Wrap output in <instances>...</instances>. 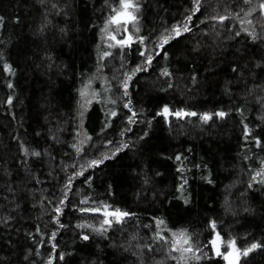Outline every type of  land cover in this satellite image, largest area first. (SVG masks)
<instances>
[{
	"label": "trees",
	"instance_id": "1",
	"mask_svg": "<svg viewBox=\"0 0 264 264\" xmlns=\"http://www.w3.org/2000/svg\"><path fill=\"white\" fill-rule=\"evenodd\" d=\"M139 2V32L130 33L146 37L144 44L103 57V30L119 0H0V264H47L50 255L54 264H184L180 253L169 255L171 234L182 230L198 255L205 254L188 264H227L206 246L210 221L241 253L253 243L264 245V183L253 181L264 172L259 0H201L191 31L166 46L167 57L157 56L132 76L125 97L120 82L141 64L139 51L155 49L159 34L193 9V0ZM251 8L257 11L245 17ZM224 15L229 19L222 24L211 19ZM244 18L252 24H241ZM165 69L170 76L161 75ZM90 82L96 97L83 112L80 92ZM129 101L137 113L133 124L124 107ZM165 105L227 115L207 123L198 116L166 122L157 115ZM106 141L113 144L106 148ZM118 143L128 147L73 180L55 223L53 206L68 178L88 160L111 155ZM85 197L87 205L80 203ZM104 205L132 215L97 231L104 217L78 209ZM157 232L169 243L156 239ZM240 264H264V248L242 256Z\"/></svg>",
	"mask_w": 264,
	"mask_h": 264
},
{
	"label": "snow or ice",
	"instance_id": "2",
	"mask_svg": "<svg viewBox=\"0 0 264 264\" xmlns=\"http://www.w3.org/2000/svg\"><path fill=\"white\" fill-rule=\"evenodd\" d=\"M245 4H251L252 0H243ZM200 3L201 0H193V9L191 11V14L188 15L184 21L177 22L176 24L172 25L171 29H165L164 32L160 33L157 37V42L155 43V49L152 51H149L148 47L145 46L143 49L139 51L140 57L143 58L140 65H137L134 69L131 70V74L129 72L124 73V77L121 80V88L123 90V96H128V87H129V81H131L132 76L136 75L138 72L147 71V68L150 67L153 63V60L157 56L163 55L164 57H167L166 52V46L170 44L172 40H175L179 38L183 33H187L191 31V28L189 27V23L192 20V17L195 16L200 11ZM142 5L140 4L139 0H119V6L114 7L111 9L112 14L108 16L107 21L105 23L104 33L106 36V40L110 41L108 43V48H119L121 50V54L123 53V49L125 48H131L134 43L144 44L146 37L143 36H135L133 33H130L128 31V25L131 24L135 28L136 32H139V28L136 27L139 23V16L137 15L141 11ZM258 9L261 16H264V0H259L258 3ZM243 11V9H241ZM256 8H251L248 12L245 13V17L251 16L252 13L256 12ZM239 16V13L236 14ZM212 20L222 24L225 20L229 19V16H214L211 17ZM3 18L0 17V22H2ZM241 24H252V20L250 19H242ZM115 26L110 31V27ZM243 32H246L248 35L252 37L253 40L257 39V34L255 31H249L248 28H242ZM123 33L118 38L119 33ZM236 36L241 35V31H237L235 33ZM111 53L108 51H105L103 53V57L110 56ZM102 57V58H103ZM124 65L122 64L121 67ZM4 71L9 72L11 74H14L13 69L10 65L5 64L4 65ZM235 71V69H233ZM161 75L164 76H170L171 73H169L166 69L161 73ZM193 80H195V76L192 77ZM9 88H12L13 85L11 83L8 84ZM171 87V85H169ZM80 95L82 98L85 99L84 104H82V107H85L86 104L90 103L91 101L87 99L88 93L86 90H81ZM95 95V94H93ZM112 103H115V101H111ZM6 103L11 105L12 104V97L9 96L6 100ZM124 107L127 108L131 115L128 117V123L133 124L136 123V116L137 113L132 111L130 107V101L128 103L124 104ZM110 115L112 117L117 116V112L114 110L110 111ZM158 116L163 117L166 122L168 121L169 117H173L176 119H184L186 117H199V119L207 123L208 121L213 119V116L218 118H224L227 113L224 111H218L215 113H203L198 114L195 111H186L183 109L175 110L173 111L170 109L167 105H165L160 112L157 113ZM245 127V134H248V128L247 125ZM126 131H131L130 128L125 129ZM103 131V129H102ZM124 133L121 132V135ZM90 139V138H89ZM112 141H106L105 147L107 148L109 145H112ZM257 144L259 145L260 142L257 140ZM73 147L76 148L77 154L81 152V148L77 147L76 145H73ZM128 144L126 143H118L117 146L114 148V150L111 152V155L108 154H102V158L100 159H90L86 162V164L80 165V171L75 172L72 176L68 178V181L65 185V188L67 191L64 192L63 197L59 201L58 204H55L53 206V221L57 224H59V217L63 212V205L67 201L68 198V191H71L72 182L77 177L83 176L86 171L90 168L98 167L100 164L104 163L105 160L111 159L118 155L119 152H121L123 149L127 148ZM23 152L25 155H29V150L27 148L23 149ZM31 155L34 156H40V152H32ZM176 161H182V157L180 155H177L175 157ZM75 167V165H73ZM182 168H178L177 171H182ZM256 177H261V179L258 181L260 183H264V172H257L256 176L253 177V181H256ZM90 178L86 177L85 180L88 181ZM186 183V181L184 182ZM184 184L180 185V190H183ZM251 187V184L249 185ZM187 202V201H185ZM81 204L87 205L88 204V198L85 197V199L80 201ZM78 211L81 213H89V214H100L104 217L101 223L100 229H97V231H106L107 228L105 226L111 227L113 222L115 223H123L124 220L132 215L129 212L121 211L120 209H110L109 206L104 205L102 207H83L79 208ZM158 226H163L164 221L163 220H157L156 221ZM60 227H63L62 224H60ZM81 227H90V225H81ZM209 227L212 230L211 238L207 241V247H209L210 251L216 256V257H222L224 261L227 262V264H240V257L241 255L244 257H247L249 253L253 252L256 249L264 248V245H261L259 243H253L249 248L241 251L236 247L235 240H228L224 241L223 237L219 232L216 231V222L210 221ZM39 231V229H38ZM56 232H53L51 234L50 239L55 240ZM84 240H88L89 237L87 235L82 237ZM156 239L163 240L165 243H169V240L167 237L160 234V232H157ZM170 248H169V255L171 252H178L180 253L179 260L183 261L184 264H187L189 260H196L199 261L202 259V256L205 254L197 255V252H200L201 250L198 247H194L193 242L191 240V237L187 235L185 231H180L179 233H172V239L170 242ZM222 246H226L227 250L222 251ZM55 248V244H53V249ZM151 250V249H149ZM54 255H50L49 259L47 261V264H54ZM60 260H63V255L59 256ZM172 259H177V257H172Z\"/></svg>",
	"mask_w": 264,
	"mask_h": 264
},
{
	"label": "rangeland",
	"instance_id": "3",
	"mask_svg": "<svg viewBox=\"0 0 264 264\" xmlns=\"http://www.w3.org/2000/svg\"><path fill=\"white\" fill-rule=\"evenodd\" d=\"M244 19H248V18H244ZM136 26H137V25H136ZM245 26H250V25L245 24ZM114 27H115V26H111L109 30L111 31L112 28H114ZM131 29H135V28L133 27V25L129 24V25H128V31L131 32ZM122 34H123L122 32L119 33V34H117V35H118V38H119L120 35H122ZM109 42H110V41H107V40H106V36H105L104 31H103V34H102V41H101V49L103 50V48H105L104 52H105V51H110V50L115 49V48H108L107 45H108ZM101 86H102V87L104 88V90L106 91V89H105L106 82H105L104 79L101 81ZM93 87H94V82H90V83L87 85L86 89H85V90L87 91V93H88L87 99H89L91 102L88 103V104H86L85 107H82V106H81V109H82L83 112H85V111L87 110V108L89 107V105L94 101V98L96 97L95 95H93V94H94V92H93ZM84 102H85V99L81 97V105L84 104ZM177 233H179V232H177ZM171 236H172V234H171ZM223 249H224V250H227L226 246H222V249H221V250L223 251ZM196 254L198 255V253H196ZM241 257H242V255H241ZM241 257H240V259H241ZM190 261H191V260H189V261L187 262V264H188Z\"/></svg>",
	"mask_w": 264,
	"mask_h": 264
}]
</instances>
